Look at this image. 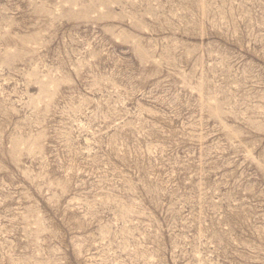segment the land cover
I'll return each mask as SVG.
<instances>
[{"label": "rangeland", "instance_id": "374dc122", "mask_svg": "<svg viewBox=\"0 0 264 264\" xmlns=\"http://www.w3.org/2000/svg\"><path fill=\"white\" fill-rule=\"evenodd\" d=\"M0 264H264V0H0Z\"/></svg>", "mask_w": 264, "mask_h": 264}]
</instances>
